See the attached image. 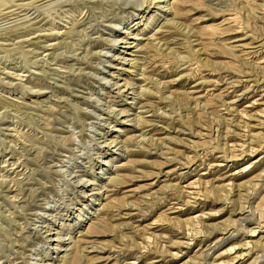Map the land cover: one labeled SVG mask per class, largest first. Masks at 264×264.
<instances>
[{
	"label": "rangeland",
	"instance_id": "rangeland-1",
	"mask_svg": "<svg viewBox=\"0 0 264 264\" xmlns=\"http://www.w3.org/2000/svg\"><path fill=\"white\" fill-rule=\"evenodd\" d=\"M154 3L0 0V264H264V0Z\"/></svg>",
	"mask_w": 264,
	"mask_h": 264
},
{
	"label": "bare ground",
	"instance_id": "bare-ground-1",
	"mask_svg": "<svg viewBox=\"0 0 264 264\" xmlns=\"http://www.w3.org/2000/svg\"><path fill=\"white\" fill-rule=\"evenodd\" d=\"M162 1H164V0H155V5H157V2L158 3H160V2H162ZM148 2V1H147ZM153 2V1H152ZM144 3V2H143ZM149 5H151V4H149ZM148 6V5H147ZM144 7V6H143ZM151 7V6H150ZM160 8V7H159ZM144 9V8H143ZM37 21V20H36ZM37 27V26H36ZM70 32V31H69ZM56 33V32H55ZM126 34H127V32H125ZM36 35H34V37H35ZM37 37V36H36ZM27 38H29V37H27ZM27 38H25L26 40H27ZM30 38H32V36L30 37ZM134 39H136V40H138L137 38H134ZM25 40V41H26ZM30 40V39H29ZM28 41V40H27ZM30 41H32V40H30ZM39 41V40H38ZM60 43H61V41H60ZM118 43H128V44H126L127 46H124V47H135V46H133V45H129V42H128V40H123V39H118V40H116L115 42H114V45H120V44H118ZM131 43H134V42H131ZM46 48L47 49H53L54 48V46H53V44H51V45H48V46H46ZM30 51V50H29ZM43 52V51H42ZM52 53V52H51ZM47 55H48V53H47ZM52 56V55H51ZM72 56V55H71ZM74 57V56H73ZM52 58V57H51ZM53 62V61H52ZM127 86V85H126ZM130 86V85H129ZM128 87V86H127ZM128 91V90H127ZM90 183V182H89ZM82 184V183H81ZM86 184V183H85ZM90 186L92 185V184H89ZM87 186H88V183H87ZM249 248V247H248ZM249 255V251H248V253H242L241 255H239V256H237V258H238V260H240V259H245V256H248ZM237 260V261H238Z\"/></svg>",
	"mask_w": 264,
	"mask_h": 264
}]
</instances>
